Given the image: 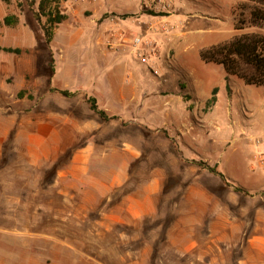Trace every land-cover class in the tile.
<instances>
[{
	"label": "rangeland",
	"instance_id": "374dc122",
	"mask_svg": "<svg viewBox=\"0 0 264 264\" xmlns=\"http://www.w3.org/2000/svg\"><path fill=\"white\" fill-rule=\"evenodd\" d=\"M246 1L176 0L179 10L174 13L183 22L176 30L172 29L174 35H167L164 31L171 27L161 23L165 12L148 9L140 0L61 1L60 9L67 19L54 28L52 41L46 43L34 17L38 1L31 6L30 0H10L8 3L0 0V125L6 130L0 149L2 254L9 251L18 256L28 251L29 256L30 253L38 256L39 264H239L247 258L240 256V244L247 240L244 231L250 233L254 210L264 191L254 188L258 183L249 180L251 171L245 173V164L240 163L243 172H232L230 166V169L226 168L231 151L226 150L219 168L224 173L238 174L242 180L238 181L229 174L230 180L226 178L228 183H225L209 168L198 164L203 159L199 155H190L187 150L183 153L180 146L184 133L196 131L195 135L200 137L208 130L203 121L199 122L197 129L174 125V128L157 132L158 123H152L154 127L148 124L139 127L145 123L140 115L143 100L151 102L158 95L165 97L167 93H178L183 88L180 81L185 73L197 81L199 95L203 98L211 94L212 87L220 86L218 116L221 123L250 118V113L243 108L238 112L237 99L232 103L231 95L224 112L222 107L226 104L228 83L224 68L205 62L200 56L202 49L234 37L237 33L234 29L235 8ZM97 8L103 13L96 19ZM109 13L117 15L114 22L108 19ZM8 14L16 15L18 22L5 25L3 18ZM128 23L127 26L133 23L138 28L130 26L131 32L125 27ZM115 30L123 32L127 40H115L112 37ZM20 32L23 37L16 35ZM90 32L97 36L86 45L82 43V36ZM143 35L157 47L156 55L149 63H143L137 57L131 44L132 38ZM8 46L21 47L23 52L15 54L1 49ZM168 54L170 59H167ZM110 58L116 65L128 63L118 75L132 88L134 102H129L132 105L129 111L125 104L118 106L115 112L119 116L105 120L90 109L86 98L89 95L100 97L102 108L108 104L102 99L110 86L104 81L113 75ZM165 83L173 88L165 91L162 89ZM230 84L235 89L237 86L257 88L244 85L234 76ZM63 89L76 92V95L67 97L59 91ZM250 97L257 107L255 119L259 126L263 125V100L258 94ZM206 107L203 104L201 109L205 111ZM106 112L109 116L115 115L109 110ZM158 112L154 121L163 123L164 117L161 111ZM78 122L93 129L79 133ZM235 128L239 126L235 125ZM198 141L201 144L203 138ZM235 145H240L241 149L246 145L255 147L251 156L264 155L263 146L257 145L254 139H236ZM235 145L232 144L231 148ZM129 146L136 148L141 155L123 169L115 162L124 150L130 149ZM79 151L86 158L92 155L93 162L73 164V156ZM169 151L174 155H167ZM191 156L197 162L193 159L191 163ZM240 156L239 152L241 161ZM242 160L257 167L253 158L245 156ZM200 168L204 169L205 175L196 179L199 187L213 192L221 205L214 220H221L224 214L231 222L230 226H236L237 231L243 230L232 234L230 228L223 246L225 256H180L173 242L174 227L183 213V195L193 182L183 179L186 169L193 173ZM158 170L165 179L156 213L135 221L133 225L117 223L107 228L111 226L110 215L119 211L125 197ZM259 170L257 168L255 172L259 174ZM4 185L6 197L2 192ZM237 187L243 191H237ZM15 194L21 197L23 205L16 213L13 211L15 206L3 204L5 198L12 200ZM254 196H257L256 202ZM203 208L200 205L195 208L198 213L194 218L201 222L207 219L206 214L200 212ZM25 230L31 231L32 236L37 231V243L22 234ZM198 232L195 238L198 244H204V234ZM47 233H54L58 240L65 242H68V236L77 237L80 244H62L57 240L51 244ZM215 250L218 254L217 248Z\"/></svg>",
	"mask_w": 264,
	"mask_h": 264
},
{
	"label": "crops",
	"instance_id": "0c3cea01",
	"mask_svg": "<svg viewBox=\"0 0 264 264\" xmlns=\"http://www.w3.org/2000/svg\"><path fill=\"white\" fill-rule=\"evenodd\" d=\"M97 14L95 15V18H99L100 15H102L103 11L101 8L98 10L97 8ZM127 30L132 32V27L135 24L132 23V25L125 24ZM135 27H137L135 25ZM134 28V27H133ZM138 28V27H137ZM18 37H23L22 33L16 34ZM105 35V34H103ZM95 36L97 34H94L91 32L87 36H82V43L86 45H90V43L95 39ZM175 55V53H174ZM175 60V58H174ZM109 65H113L111 70H113L112 78H109L106 82L104 81V84H108L109 90L104 94L103 101L107 100L108 104L104 107L106 111L114 112L115 115L119 116V114L115 112V108L118 106H122L125 104L126 109L129 111V108L132 107V105L129 102H134L132 94L134 93L132 91V88L127 86L124 83L123 77H119V70L126 69L128 63H122L120 65H116L115 60L112 61L110 58ZM226 74V73H225ZM183 79L181 82L182 90H178L179 92L175 93L174 95H170L171 93H167L165 97H161L158 95L157 99H153L151 102L144 101L143 100V107L141 108V116L144 118V122L140 125V127H143V125H151L155 126L152 123H158L159 126L157 128V132L165 131L168 128H174L175 126L179 127H188L190 126L197 129L199 122L203 121L208 127V130L205 131L200 137H198L199 134H196V131L187 130L184 133V137L181 139V146L180 149H183V153L185 150L188 151V153L194 156L199 155L201 158H203L204 161H206L209 165H214L218 172L222 173L227 180H230V175L233 174L232 172H243L239 166L240 164H245V173L246 171H251V175L249 176V180L257 181V185H254V188L264 189V166L257 164V167L255 168L253 164L247 163V160H242L243 157L253 158L255 154L251 156V153L253 150H255V147H250L246 145V148H240V145H235V140L238 139L240 141H248L253 140L257 136H263L264 137V124L259 126L258 120L255 119V114L257 107L255 106L253 100L250 96L254 94H258L264 104V86H256L257 88H247L245 86L242 87H231L230 81L232 79V76L229 77L227 80V75L225 76V79L228 81L226 84V104L223 108L225 112V108L227 109V105L229 102V95L232 96V103L236 100V104L238 107V112L241 108H243L244 111L250 113V118L245 117L243 115L244 121L238 120V121H228L227 124L221 123L220 118L218 116L219 112L218 109L220 107V104H218V94L220 90V86L216 85L212 87L211 94L205 96L204 98L199 95L198 87H197V81H195L192 76L189 73H185ZM181 76V77H182ZM241 80V79H240ZM185 83V85L183 84ZM244 85H246L244 83ZM263 89H259V88ZM101 88V87H100ZM99 88V89H100ZM105 89L107 87H104ZM173 87H170L169 85H166L162 87V89L169 90ZM216 90V93H214V90ZM238 93V95H237ZM189 94V95H186ZM134 95V94H133ZM213 95L216 97V100L214 103L208 105L207 102L209 99L213 97ZM98 97V96H97ZM100 100V97H98ZM247 101V102H246ZM155 104H157L155 106ZM204 105H207V109L209 110H202L201 107ZM264 106V105H263ZM158 111H161V116L164 117L163 123L155 122L154 119L156 118L157 114H159ZM242 111V110H241ZM264 111V107H263ZM52 115V114H51ZM147 118V120H145ZM251 120L250 123L248 121ZM1 124V123H0ZM75 125V124H74ZM78 128L77 131L86 132L87 129H93L91 126H86V124H80V122L77 123ZM82 125V126H81ZM236 126H239V128H235ZM94 127V126H93ZM150 127V126H147ZM146 128V127H144ZM148 129V128H146ZM166 137V136H165ZM221 137H226L224 139H221ZM6 138V130L4 126L0 125V149L1 144L5 141ZM203 138L202 143L200 144L198 139ZM215 140V141H212ZM124 144V143H123ZM234 144L235 146L231 148V145ZM240 144V143H238ZM131 146H133L131 144ZM129 150H124V153H121L120 159L116 161V165H121L123 169H127L128 165L133 159H137L140 157L141 153L137 151L136 148H132L129 146ZM84 149V148H83ZM164 152L167 150H164V148L161 147ZM82 150V149H81ZM80 150V151H81ZM229 152L230 150V158L225 163L227 164L229 168L231 167V171H226L225 173L221 171L219 168V165H222L223 157L225 156L226 152ZM78 152L73 156V164H90L93 162L94 157L92 155L85 157L83 155V152ZM175 151V150H174ZM182 151V150H181ZM240 152L241 161L238 157V154ZM117 153V152H116ZM176 153V151H175ZM179 153V151H178ZM166 154V153H164ZM173 156L174 154L170 151L167 152V155ZM179 156V155H178ZM235 157V158H234ZM233 158L235 160H233ZM196 158L191 156L190 162L193 163ZM185 160V159H184ZM239 161V162H238ZM245 162V163H244ZM230 166V167H229ZM259 168L260 172L259 174L255 172V169ZM235 170V171H234ZM204 169L200 168L199 170H194L192 173L191 170L186 169V175L183 178L184 180H192L193 182L189 185V187L186 189L184 193V199L181 202V207L183 208L182 216L180 217V220L176 223L174 229H176V235L174 236L175 241L174 245L177 246V251L180 256L186 255V256H225V248L223 247L226 243L227 238L230 235V228L232 229V234H234L236 229V226H230L231 222L227 220L226 216L224 217V214L222 215L221 220H214V214L218 213V209L220 203L218 200L215 199V194L205 188L199 187L198 181L196 179L200 175H205V172H203ZM247 171V172H248ZM216 176L220 175L218 173H214ZM213 175V174H210ZM246 175V174H245ZM217 176V177H218ZM238 174L231 176L236 178V180H242V177H237ZM221 178V177H220ZM115 179H118V177H115ZM120 179V178H119ZM122 180L126 179L124 177H121ZM163 173L158 170L156 172H153V174L147 178V180L142 183L135 192H132L131 194L127 195L125 197V200H123L121 206H119V211L112 213L110 215L111 217V226L107 228H112L113 224H126V225H133L135 221L141 220L146 216L153 215L157 211V200L158 197L161 194L162 191V182L164 180ZM245 187V186H244ZM248 188V187H245ZM6 189L5 185L3 188V195L6 197ZM226 193H228V189L226 190ZM2 195V196H3ZM264 191L260 195L259 203L255 207V216L252 228L250 229V233L247 231H244L245 236H247V240L245 242H241V255L240 256H247V258H244L239 262V264H264ZM257 196H254V201L256 202ZM9 206H15L13 211L20 212L23 205H21V197L19 195H13L12 200H8L5 198L3 200V204H6ZM200 205L205 207V209H201V213L206 214V221L201 222L198 219L194 218L195 208ZM6 206V205H5ZM204 210V211H202ZM224 211V209H223ZM238 229V226H237ZM198 230H200L202 233L200 235L204 234V244L199 243L197 241V238L195 236H198L199 234ZM19 232V231H18ZM53 232V231H52ZM237 232H243V230L237 231ZM21 233V232H20ZM24 233V236L27 235L29 239H34V243H37V231L32 232L25 230L22 231V234ZM51 240V244L54 243L55 240L60 241L63 243H70V244H80V242L77 240L79 238H74L72 236H68V242L58 240L54 233H47L46 235ZM4 240V237L2 238ZM2 240V241H3ZM5 241V240H4ZM222 248H219V245ZM201 245L204 246L201 248ZM215 248H217V251L219 253H216ZM200 249V250H199ZM5 250V249H4ZM199 250V251H198ZM2 249L0 248V264H39L38 256H30L27 254L28 251H26L23 255L19 253V255L10 254L11 252L8 251L5 254H2ZM53 254V252H52ZM53 257V256H51ZM215 259L213 258V263Z\"/></svg>",
	"mask_w": 264,
	"mask_h": 264
},
{
	"label": "trees",
	"instance_id": "16d2710c",
	"mask_svg": "<svg viewBox=\"0 0 264 264\" xmlns=\"http://www.w3.org/2000/svg\"><path fill=\"white\" fill-rule=\"evenodd\" d=\"M3 1L8 3L10 0ZM37 1L38 9L34 10V17L40 24L46 43H50L54 36V28L67 19V15L60 9V2L67 0H30V5H34ZM17 22L16 15L8 14L3 18V23L8 26ZM234 29L237 33L231 40L202 49L200 52L202 60L221 65L227 75V80L230 76H234L246 85L264 86V0H247L239 3L234 13ZM1 49L15 54L23 52L21 47L8 46ZM59 91L67 97L76 95V92L67 89ZM86 99L90 109L102 119L110 120L118 117L117 115L109 116L106 110L100 107L98 97L89 95ZM215 100L216 97L213 95L207 104L210 105ZM198 164L209 168L213 173H218L223 181L228 183L225 176L218 172L215 166L206 164L203 159H200ZM236 190L243 191L240 187Z\"/></svg>",
	"mask_w": 264,
	"mask_h": 264
},
{
	"label": "built area",
	"instance_id": "2783aa9c",
	"mask_svg": "<svg viewBox=\"0 0 264 264\" xmlns=\"http://www.w3.org/2000/svg\"><path fill=\"white\" fill-rule=\"evenodd\" d=\"M142 5L148 9H158L163 12H165L164 16L165 18L161 21V23L168 24L171 26L170 28H165L164 31L169 35L170 33L173 34V30H176L178 26L183 22H180V18H176L178 16L176 13H174L176 10H179V7L177 6L176 0H140ZM178 7V8H177ZM117 18V15L115 13H109L108 19L110 21H115ZM171 24V25H170ZM124 33L118 30H115L112 32V37L122 40H127L125 37H123ZM171 35V34H170ZM174 35V34H173ZM122 36V37H121ZM110 43V42H109ZM132 47L135 51V54L137 57L143 62V63H149L151 58L156 55V45L153 44V42L148 38V36H136L131 39ZM167 59H170V54H168ZM254 141L257 145H261L264 148V137L263 136H257L254 138ZM253 159L257 161V163L261 166H264V155L263 153H258L253 156Z\"/></svg>",
	"mask_w": 264,
	"mask_h": 264
}]
</instances>
